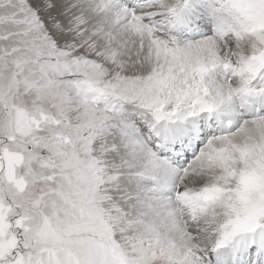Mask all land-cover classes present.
Listing matches in <instances>:
<instances>
[{"label":"snow or ice","instance_id":"1","mask_svg":"<svg viewBox=\"0 0 264 264\" xmlns=\"http://www.w3.org/2000/svg\"><path fill=\"white\" fill-rule=\"evenodd\" d=\"M0 264H264V0H0Z\"/></svg>","mask_w":264,"mask_h":264}]
</instances>
